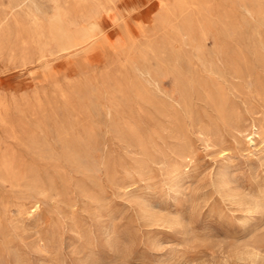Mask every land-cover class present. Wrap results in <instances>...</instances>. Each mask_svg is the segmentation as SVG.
Here are the masks:
<instances>
[{
	"label": "rangeland",
	"instance_id": "374dc122",
	"mask_svg": "<svg viewBox=\"0 0 264 264\" xmlns=\"http://www.w3.org/2000/svg\"><path fill=\"white\" fill-rule=\"evenodd\" d=\"M91 1L0 0V115L20 134L0 119V141L28 170L0 168V264H253L246 252L264 248V0H185L171 31L156 26L171 0L62 15ZM143 51L147 65H95Z\"/></svg>",
	"mask_w": 264,
	"mask_h": 264
},
{
	"label": "bare ground",
	"instance_id": "6f19581e",
	"mask_svg": "<svg viewBox=\"0 0 264 264\" xmlns=\"http://www.w3.org/2000/svg\"><path fill=\"white\" fill-rule=\"evenodd\" d=\"M75 1V0H74ZM79 1H81V2H83V1H85V0H79ZM184 1L185 0H171L169 3H168V5L166 6V8L164 9V11H163V13H162V15L160 16V18H159V20H158V22L156 23V26H158V25H160V24H165L166 26L164 27V28H167L168 30H170L171 31V27H170V25H172V23H171V21H173L172 20V17H174V16H177V14H178V10H179V8H182V5L184 4ZM34 2V1H33ZM87 2V1H86ZM116 2H117V0H109V3H110V6H113L114 4H116ZM126 2H129V1H126ZM159 2V1H158ZM84 4H85V2H83ZM34 4H35V7H36V9H40V7H39V5L36 3V2H34ZM129 4H131V3H129ZM128 4V5H129ZM86 5H88V4H86ZM125 5V4H124ZM132 5V4H131ZM152 5V4H151ZM108 9V6H104V4L103 3H98V2H96V0L94 1H91V2H89V6H83L80 10H78V11H74V9H72V8H67V9H64L63 11H62V15L66 18V19H73L75 16H78V15H80V16H82V17H85L86 19H91V18H95L96 19V17H100L102 14H103V12L105 11V10H107ZM17 12V11H16ZM252 15H254L253 13H252ZM110 16V15H109ZM134 18V17H133ZM175 19V18H174ZM94 24H96V23H94ZM174 24V23H173ZM96 26H98L97 24H96ZM179 26V25H178ZM181 27H183V28H185V29H189L190 31H188V32H190V33H186V36H188V37H190L189 39H180V40H183V42L182 43H191V42H193L194 40L192 39V28H193V24L190 22V21H188V20H185L184 21V23L181 25ZM3 29V24H0V31ZM135 29V28H134ZM164 31H165V29H164ZM166 32V31H165ZM163 33V32H162ZM166 33H168V32H166ZM173 33V32H172ZM144 34V36H143V40H142V47L144 46V47H148L149 46V44H151V45H153L154 44V39H155V34H156V31L154 30H152V28H150V30H145V32L143 33ZM159 35H161V34H159ZM164 35V34H163ZM166 35V34H165ZM23 36V34L22 35H20L19 36V38L20 37H22ZM33 35H30L29 34V36H28V38L30 37V39H24V40H22V43H23V51H25L26 49H28V47H29V45L33 42L32 41V39H31V37H32ZM175 36H177V37H181V35H178V34H175ZM163 37V36H162ZM166 38V37H165ZM164 38V40H163V47H165V46H167V44H168V41L166 40ZM37 41V40H36ZM156 43H158V42H156ZM161 43V42H160ZM197 43V42H196ZM33 44H35V43H33ZM20 45H22V44H20ZM79 46V45H78ZM39 47V46H38ZM154 47V46H153ZM31 48V47H30ZM198 48H199V46H198ZM20 49H21V47H20ZM30 51V50H29ZM145 52L143 51V52H141V53H139V52H136L135 54H133V56H132V58L131 59H129V60H119V58H118V54L117 53H115V52H111V53H107V54H105V56H104V59H103V61L102 62H100V58H99V62L97 63V64H95V65H104V69L101 71V73L103 74L104 73V71L105 70H107V68H108V65H147L146 64V61H145ZM22 55V54H21ZM28 55V54H27ZM20 56V55H19ZM18 56V57H19ZM29 56V55H28ZM18 57H17V59H18ZM24 57H26V56H24ZM31 58V57H30ZM21 59V58H20ZM29 63V62H28ZM79 65H92V64H90V62H88V63H82V64H79ZM94 70L96 69V68H93ZM138 70H139V72L141 73V74H143V75H145V76H147L152 82H154L158 87H161V85H160V82H159V80L157 79V78H155L153 75H152V72L151 71H149L148 69H146V68H144V67H139L138 68ZM75 77V76H74ZM65 78H67V79H69V77H65ZM84 78V77H83ZM76 80H77V77H76ZM68 81H70V80H68ZM79 81V80H78ZM81 81V80H80ZM66 82V81H65ZM77 82V81H76ZM80 84V83H79ZM66 85V84H65ZM71 85V84H70ZM201 85V84H200ZM60 87V86H59ZM65 87V86H64ZM67 89V88H66ZM206 89H207V86H206ZM206 89H204V90H206ZM52 90V89H51ZM61 90V89H60ZM68 90V89H67ZM39 91V90H38ZM37 91V92H38ZM65 92V91H64ZM51 93V92H50ZM58 93V92H57ZM61 93H62V91H61ZM34 94H36V93H34ZM38 94V93H37ZM36 94V95H37ZM53 94H54V92H53ZM52 95V94H51ZM48 96V95H47ZM54 96V95H53ZM56 96V95H55ZM61 96V95H60ZM64 96V95H63ZM62 97V96H61ZM38 98V97H37ZM55 98V97H54ZM65 98V97H64ZM69 98V97H68ZM68 98H67V100H68ZM39 99V98H38ZM37 99V100H38ZM172 101H174V103L172 104V105H174V104H176L177 103V105H181V103H180V101L178 100V99H173L172 98ZM1 102V101H0ZM39 102V101H38ZM3 105H5V104H3L2 102L0 103V106H3ZM112 107H110L109 108V111L110 112H112ZM0 119H1V122H3L4 123V125H5V127L6 126H9L10 125V132H9V135H8V137H12V138H16V139H19V135H16V133H15V131L16 130H14V126H15V123H12L11 121H7L8 120V118L6 119L5 117H3L2 115H0ZM19 121H20V119H19ZM21 122V121H20ZM24 123V122H23ZM9 124V125H8ZM20 124V123H19ZM21 124H22V122H21ZM21 128H23V127H21ZM17 129V128H16ZM83 132H85L87 135H88V137L89 138H92L93 136H94V132L92 131V130H90L89 128H87V127H85V128H83V129H81ZM69 131V134H68V136H67V138H71L72 136H73V134H74V130L73 129H69L68 130ZM82 131H80V132H82ZM135 131V130H134ZM27 133V132H26ZM18 134V133H17ZM24 134V133H23ZM62 134H60V136H61ZM79 137H81V135H78ZM62 137V136H61ZM13 140V139H12ZM15 140V139H14ZM16 142V141H15ZM252 142H253V140H252ZM71 143V142H70ZM1 145H2V142L0 141V168H2V169H4V170H9V171H11V172H13L14 173V175H17V176H25L26 174H27V172H28V170H27V167L24 165V162H23V160L20 158V157H18L17 156V152H16V154H15V152H10V151H8V149H7V147H6V150H4L5 149V147H4V149L2 150V147H1ZM8 147H9V145H8ZM14 148V147H13ZM16 149V148H15ZM13 151H15V150H13ZM16 176V177H17ZM260 177V176H259ZM242 202H243V200H242ZM241 202V203H242ZM247 203H248V201H247ZM244 204V203H243ZM250 209H252V208H255V205L253 204V203H250ZM32 207V208H31ZM30 208H31V212L34 214L37 210H39L38 208L40 207V204H39V202L37 201V202H34L33 203V205L31 206ZM30 213V212H29ZM31 215V214H30ZM35 215V214H34ZM33 216V215H32ZM263 251H264V248H262L261 246H259V245H256V244H253L252 245V247L246 252L247 253V258H249L250 260H251V262L253 263V264H258V263H260L261 261H264V254H263ZM33 254V253H32ZM240 258V257H239ZM241 258H245L246 259V257H241Z\"/></svg>",
	"mask_w": 264,
	"mask_h": 264
}]
</instances>
